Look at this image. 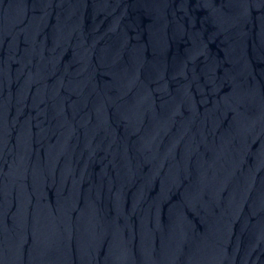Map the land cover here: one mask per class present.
I'll return each instance as SVG.
<instances>
[{"label":"water","instance_id":"water-1","mask_svg":"<svg viewBox=\"0 0 264 264\" xmlns=\"http://www.w3.org/2000/svg\"><path fill=\"white\" fill-rule=\"evenodd\" d=\"M0 264H264V0H0Z\"/></svg>","mask_w":264,"mask_h":264}]
</instances>
